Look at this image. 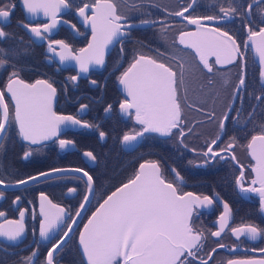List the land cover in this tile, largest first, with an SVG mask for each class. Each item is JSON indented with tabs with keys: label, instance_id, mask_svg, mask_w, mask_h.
Masks as SVG:
<instances>
[{
	"label": "snow or ice",
	"instance_id": "1",
	"mask_svg": "<svg viewBox=\"0 0 264 264\" xmlns=\"http://www.w3.org/2000/svg\"><path fill=\"white\" fill-rule=\"evenodd\" d=\"M201 2L202 0H189L181 10L169 13L180 17L188 25L195 26L194 31H180L179 44L193 49L208 73H213L214 70V65L209 60L210 56L215 57L217 65L239 63L241 70L235 88H246L244 72L246 55L241 50V45L226 28L227 23H235L239 19L241 26L247 30V40L244 41L243 46L245 49L251 47L258 56L259 85H264V0H247L246 3L243 0H207L205 7L212 8L213 14L191 15ZM126 3L128 15L118 12L116 0H94V3L85 2L83 6L74 5L73 0H19V5L26 16V20L20 22V26L30 34L31 43L40 41L47 44L46 53L50 55L45 59L53 62V58H58L61 65L75 61L77 74L68 77V80L75 84L81 74L89 72L90 67L105 65V53L110 45L120 44V54H125L123 45L131 39L132 30L138 27L137 23L131 21L130 16L145 11L143 4H152V0H126ZM16 7L17 0H0V21H4L5 24L10 22ZM74 7L83 25L91 29V40L86 47L76 50L75 53L65 40L51 38V34L61 24L68 25L76 35H83L76 24L62 18L65 10L71 11ZM40 15L46 18V22H35V18ZM254 15H258L259 20L254 19ZM28 17L33 19L28 20ZM205 22H213L215 26L209 27ZM138 23L139 26L152 27L157 21L145 18ZM168 27L163 25L161 33L166 32ZM11 37L13 34L6 32L4 27L0 26V41ZM143 46L142 44L141 47ZM27 54L26 48L9 52L0 46V69L7 71L9 65L12 68L8 72L3 90H0V151L5 149L10 131L14 127L16 135L26 145L27 150L21 157L23 160H28L40 151L39 147L33 146H39L53 137L58 138L62 125L83 129L98 130L99 128L98 125L76 116L58 114L53 110L58 92L54 82L49 79L26 82L21 76V69L11 62L10 57ZM169 59L175 60L176 64L166 65L153 56L139 52L117 77L125 97L119 103L120 114L139 126L125 131L120 143L134 146L151 134L168 138L176 137L181 147L194 153L196 157L203 158L202 161L189 160V165L203 167L226 158L236 161L235 155L224 154L230 153L236 146L237 138L230 137L224 147H220L219 144L222 141L221 133L227 132L225 123L227 120L231 118L241 126V129L244 127L240 119L230 117L228 112H225L223 118L219 120L217 133L210 142L206 143L204 150L190 148L185 143L184 138L192 129L189 128L186 133L182 127L186 121L183 118L179 91L185 82V73L191 70V66H186L175 55H170ZM176 67L180 69L179 73L174 70ZM90 83L97 85L95 80H91ZM209 83H212L211 79ZM224 83H227V80ZM248 95L250 99L253 98V93L249 92ZM6 97H10V101ZM254 99L257 102H264V87L260 88V94L255 95ZM258 107V104H253V111L248 112V116L253 117ZM87 108L88 105L81 104L78 111L84 112ZM112 111L111 104L104 108L106 115ZM236 111L239 114L240 110ZM260 127L261 132L252 135L246 145L249 155L256 162L251 167L255 178L251 180V186L245 187L244 171L241 168L240 175L236 177V186L241 193L257 194L259 211L264 213V124ZM105 137L106 133L100 130V140L103 141ZM58 143L61 150L74 146V142L68 139L58 138ZM83 155L90 162L97 160L92 151H85ZM63 172L80 174L76 178L85 181L86 194L83 199L85 202L89 201V193L93 191L95 179L83 168H51L24 179H17L14 184L7 183V175H5L0 178V188L25 185L31 181H39L41 178H53L54 174ZM169 175L172 179H169ZM184 183L185 177L176 167L165 169L161 162L155 159H146L139 163L134 174L104 199L80 231L79 245L86 264H209V260L202 259L198 255L203 251L207 237L205 231L196 226L195 220L203 214L200 210L211 208L219 200V194L215 191L211 195L185 192L181 186ZM68 192H76V189L68 188ZM3 197L4 192L0 191V199ZM39 199L41 217L39 236L41 240L47 241L50 233L56 231L64 222L66 209L54 203L43 192L40 193ZM19 201L20 197L17 196L13 200V205H17ZM221 203H223V212L216 221L219 225L218 230L210 233L212 237H220L227 228L237 241L242 237L249 241L264 239V228L253 223L245 222L235 227L230 226L232 209L228 203L223 201ZM84 207L85 203H81L80 209ZM18 211V219H7L6 213L0 211V218H4L3 222H0V239L8 242L0 244V248L5 252L11 245H17L18 241H22L26 232L27 210L20 208ZM80 214L78 209L76 216ZM73 223H75L74 219ZM71 231L72 226L68 225V231L63 232V236L48 249L42 264H57L56 253ZM36 243L39 245V241ZM217 246L226 247L222 243H217ZM37 251L38 248L33 249L28 256L22 257L21 264H33ZM215 251L216 249H212L213 253ZM260 251L264 252V249ZM211 256L212 253H208L209 259ZM0 264H3L2 260ZM225 264H264V259H228Z\"/></svg>",
	"mask_w": 264,
	"mask_h": 264
},
{
	"label": "flooded vegetation",
	"instance_id": "2",
	"mask_svg": "<svg viewBox=\"0 0 264 264\" xmlns=\"http://www.w3.org/2000/svg\"><path fill=\"white\" fill-rule=\"evenodd\" d=\"M85 2L94 3V0H73L76 6H83ZM116 2L118 12L128 15L126 0H116ZM188 2L189 0H152V4L155 6L144 3L145 11L131 14V21L139 25V20L146 18L155 20L157 23L152 27L138 26L133 29L131 39L123 45L124 55L120 54V44L112 45L105 56V65L97 69H90L84 77L80 76L75 84L68 80V77L77 74L75 70L62 68L54 60L50 62L45 59L47 55H50L46 53V43L40 41L31 43L30 34L20 26V22L25 21L26 16L19 5V0H17V7L10 22L5 24L4 21H0V26L4 27L6 32L13 34V37L0 41V46L9 52L28 49L27 55L10 57L11 62L21 69L22 78L29 83L36 79L53 81L54 86L58 89L53 104L54 111L62 115H73L99 126L98 130L63 126L58 132V138L72 140L74 146L61 150L58 138L53 137L51 140L42 142L39 146H33L39 147L40 151L28 160L21 159L23 152L27 150L25 142L16 135L14 127L10 131L5 149L0 151V178L7 175V183L14 184L17 179H24L29 175L51 168H83L94 177L95 185L93 191L89 193L90 199L87 202L83 199L86 194V183L84 180L76 178L80 174L73 172L57 173L53 178H41L39 181H31L25 185L0 188V191L4 192V197L0 199V211L6 213L7 219H18L20 208L27 210L26 232L22 241L17 242L18 246L11 245L6 252L0 248V260L3 261V264H21L22 257L28 256L33 249L37 248V256L33 258V264H42L48 249L63 236V232L67 231L68 225L73 222V219L75 223L72 231L56 253L57 264H86L79 245L80 231L88 223L92 213L96 211L102 200L122 183L112 189H108V187L98 189V161L90 162L83 153L92 151L97 157L98 149L106 145L109 140L108 134H110L114 121L118 125H126L129 130L139 127L134 124V121L120 114L119 103L124 97L116 88L117 77L128 67L133 56L139 52L153 56L166 65L176 64L175 60L169 59L170 55H175L186 66H191V70L185 73V82L179 91L183 118L186 121L182 127L186 133L189 128L192 129L191 133H188L184 138L190 148L205 149L206 143L215 137L219 120L223 118L225 112H228L230 117L240 119L241 124L244 125L241 129V126L230 118L225 122L226 134L221 133L220 147H224L230 137L237 138L236 146L230 153H222L226 156L235 155L236 161L226 158L225 160H216L203 167L188 164L189 160L202 161L203 158L196 157L194 153L181 147L176 137L160 139L155 135H150L153 136V139L167 140L171 144L168 157L155 160H159L165 169L170 170L171 167H176L181 172V175L185 177V183L181 185L183 191L206 195H211L215 191L219 194V200L211 208L200 210L203 214L195 220L196 226L203 229L207 237L204 241L203 251H200L198 255L202 259L209 260V264H225L228 259H264V252L260 251V249H264V239L249 241L242 237L240 241H237L227 228L220 237L210 235L211 231H216L219 227L216 221L223 212L221 201L228 203L232 209V216L229 219L230 226L235 227L250 222L264 228V213L259 211V196L255 193H241L236 186V177L240 175L241 168L244 171L243 185L245 187L251 186V180L255 178L251 167L256 162L249 155L246 145L252 135L261 132L260 125L264 124V102H257L254 99L255 95L260 94V88L264 85H259V71L250 49H245L243 46L247 38V30L241 26L239 19L235 23H227L226 28L241 45V50L245 52L246 88H235L241 70L239 63L217 65L215 57L210 56L209 60L213 63L214 70L213 73H208L194 50L179 44L180 31H194L195 26L188 25L180 17L169 15V13L181 10ZM206 2L207 0H202L196 6V10L191 12V15L213 14L212 8L205 7ZM149 13L150 15H148ZM88 14L90 15L91 12L89 11ZM62 18L76 24L83 35H76L68 25L61 24L51 34V38L65 40L75 53L76 50L87 44L90 31L76 14L75 7L71 11L65 10ZM27 19L32 20L33 18L28 17ZM35 22H46V18L40 15L35 18ZM163 25L169 27L166 32L161 33ZM208 26L215 25L208 24ZM221 26L224 27V25ZM142 44L143 47H141ZM160 53H164V55H160ZM11 70L10 65L7 71L0 69V90H3L8 72ZM174 70L178 73L180 71L178 67ZM177 79L179 80V75ZM209 79L212 80V83H209ZM91 80L97 81V85H92ZM225 80L227 83H224ZM249 92L253 93L251 99L248 95ZM6 98L10 101V97ZM81 104L88 105L84 112L78 111ZM109 104L113 106V111L106 115L104 108ZM253 104H258L259 107L254 111V116L249 117L248 112L253 111ZM237 109L240 110L239 114ZM100 130L106 133L103 141L99 138ZM121 138L122 136L119 139V146ZM141 142L142 139L137 147L129 152L137 149ZM121 152L129 153L122 150ZM169 179H172L171 175H169ZM255 186L258 187V185ZM68 188H75L76 192L69 193ZM41 192L45 193L54 203L66 209L64 222L58 226L56 231L50 233L47 241L41 240L39 236L41 219L39 197ZM17 196L20 197V201L17 205H13V200ZM81 203H85V207L76 218V212L78 209L80 210ZM3 219L0 218V222H3ZM37 241H39V245L36 243ZM5 243L8 242L0 239V244ZM217 243H222L226 247L219 248ZM212 249H216V251L213 253ZM208 253H212L211 259H209Z\"/></svg>",
	"mask_w": 264,
	"mask_h": 264
},
{
	"label": "trees",
	"instance_id": "3",
	"mask_svg": "<svg viewBox=\"0 0 264 264\" xmlns=\"http://www.w3.org/2000/svg\"><path fill=\"white\" fill-rule=\"evenodd\" d=\"M247 0H244L246 3ZM254 19L259 20L258 15ZM129 128L126 125H118L116 121L108 134V142L97 152L98 172L97 187L112 189L126 182L139 167V163L146 159H164L168 157L171 144L167 140L153 139V136L142 139L141 145L132 152L122 153L119 139Z\"/></svg>",
	"mask_w": 264,
	"mask_h": 264
},
{
	"label": "water",
	"instance_id": "4",
	"mask_svg": "<svg viewBox=\"0 0 264 264\" xmlns=\"http://www.w3.org/2000/svg\"><path fill=\"white\" fill-rule=\"evenodd\" d=\"M205 23H206V24H213V22H205ZM138 26H139V25H138ZM88 29H89V31H90V35H89V39H88V42H89V40H91V29H90V28H88ZM246 40H247V38H246ZM88 42H87V44H88ZM87 44H86L84 47H86ZM111 47H112V45H110L109 48L106 50L105 56L107 55V53L109 52V50H110ZM249 49H250V52H251V56H252L254 62L256 63V65H257V67H258V71H259V70H260L259 58H258V56L256 55L255 51H254L251 47H249ZM53 60H54V62H56V63H57L60 67H62V68H72V69L75 70L76 72L78 71V69L76 68V65H75V61H70V62H67V63L64 64V65H61L60 62H59V59H58V58H53ZM98 67H100V66L90 67V69H97ZM85 75H86V73H85V74H81L80 76H81V77H84ZM262 86H263V85H262ZM116 88H117L118 92L124 97V93H123L122 88H121V86L119 85V83L116 84ZM124 98H125V97H124ZM62 127H63V125L61 126V128H62ZM151 135H155L156 137H158V138H160V139L165 138V137H160V136H158V135H156V134H151ZM139 142H140V141H138L134 146L122 145V144L120 143L121 150L124 151V152H129V151L133 150L135 147H137V145L139 144ZM63 173H67V172H63ZM73 173H75V172H73ZM78 174H79V173H78ZM126 182H127V181H126ZM126 182H124V183H126ZM124 183H122V184H124ZM122 184L119 185L118 187L122 186ZM118 187H117V188H118ZM115 190H116V188H115L113 191H111L107 196L111 195V193L114 192ZM107 196H106L104 199H106ZM104 199L102 200L101 203H103ZM101 203H100V204H101ZM82 210H83V209H80V211H82ZM76 218H77V216H76ZM76 218H75V219H76ZM70 225H71L72 228H73L74 223L72 222ZM67 231H68V229H67ZM80 250H81V249H80ZM81 252H82V251H81Z\"/></svg>",
	"mask_w": 264,
	"mask_h": 264
}]
</instances>
